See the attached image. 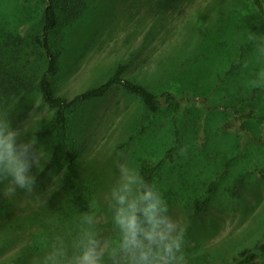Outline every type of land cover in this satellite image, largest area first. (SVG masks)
Returning a JSON list of instances; mask_svg holds the SVG:
<instances>
[{"label":"rangeland","instance_id":"1","mask_svg":"<svg viewBox=\"0 0 264 264\" xmlns=\"http://www.w3.org/2000/svg\"><path fill=\"white\" fill-rule=\"evenodd\" d=\"M85 1L82 15L52 39L59 52V70L51 75L56 94L73 97L103 80L120 60L129 62L126 77L159 94L167 92L161 97L158 114L147 112L139 97L119 85L73 111L71 129L77 136L79 168L97 179L92 186L97 198L86 212L97 218L95 228L101 238L114 244L117 240L108 203L110 189L119 177L115 160L123 154L121 161L136 170L141 158L162 163L157 188L169 214L187 234L186 240L195 239L191 246L198 245L196 257H191L198 264H264L262 256L241 262L242 253L264 245V181L250 172L264 163V146L235 131L229 114L238 100L246 99L245 107H254L259 117L264 116V87H257L250 100L251 81L264 69V58L249 43L244 60L250 67L248 77L243 69L224 75L227 61L239 54L234 37H227L229 27L246 43L251 34L264 35V15L254 10L249 22L240 15L232 22L231 11L237 10L233 3L238 1L246 11L250 4L245 0ZM41 3L0 0V26L14 27L26 42L27 29L40 20ZM23 62L22 58L19 63ZM34 91L16 93L0 113L8 115L13 128H25L23 139L35 136L41 162L32 167L31 174L37 177L52 161L54 144L46 126L52 110ZM177 100L180 106L175 109ZM254 121L256 130V122L264 120ZM170 148H174L173 156L166 155ZM54 163L49 164L51 179L36 181L31 195L20 189L6 197L0 192V264H18L20 256L24 264H32L56 236L68 230L66 222L54 220L50 209L60 199L57 189L62 177ZM244 166L247 172L240 176ZM217 176V188L206 208L194 214L193 197L207 187L204 180ZM240 180L244 185L238 189ZM33 245L38 246L35 253L26 251Z\"/></svg>","mask_w":264,"mask_h":264},{"label":"trees","instance_id":"2","mask_svg":"<svg viewBox=\"0 0 264 264\" xmlns=\"http://www.w3.org/2000/svg\"><path fill=\"white\" fill-rule=\"evenodd\" d=\"M245 1L250 4L246 11L238 6L240 4L238 1L233 3L234 5H232V7L236 6L237 10L236 13L231 11L232 14H230V16L232 22L236 21L234 16L237 15H240V18L245 22H249L252 20L251 15L255 14L253 12L254 10L264 15L262 0ZM85 6V0H42L37 11L40 15V20L34 21L33 24L35 26H31L27 29L29 36H26V42H24V38L22 39V35L19 34L14 27L8 28L2 25L0 26V31L2 32L0 35V108L6 107L16 93L24 91L30 94L31 91L35 90L34 92L40 95L42 102L52 110L51 117L46 126L49 127L53 133L52 139L54 149L51 152L52 161L54 163L55 160H57V163H55L58 164L57 169L58 172L60 170L62 177L60 178L57 189V192L60 194V199L58 201L54 200L50 209L55 215L54 220L58 219L67 223L68 230H66L62 237L67 238L69 242L77 235L81 215L86 212L89 207L94 206V201L97 198L96 194L92 191V186L97 180L95 178L96 176L94 174L85 175L78 165L77 136L74 135L73 129H71L73 111L93 99L105 96L115 85L121 86L122 89L129 94L139 97L145 110L152 114L162 112L161 97L167 94V92L159 94L143 83L126 77L124 73L129 64L127 60L118 61L103 80L75 94L73 97L68 98L56 94L51 75L59 70V52L53 44L52 39L55 34L59 33L62 27L69 25L81 16ZM219 22L224 26L221 17L219 18ZM232 28L233 26L229 27L228 30L231 31L227 33V37H229V34L234 37L232 42L234 46H239V54L237 58L233 59V57H231V59L227 61V68L224 69V75L231 76L243 69V75L248 77L250 67L248 66L246 69L242 67V65L247 51L245 45L248 47V44L252 42L248 38H245L246 43H242L243 37H241V39L235 37L237 30ZM225 40H228V38ZM25 43H27L26 46ZM36 55L37 57L31 59L32 56ZM230 55L231 53H229L228 57ZM22 58L24 62L20 64L19 62ZM196 92L200 93L202 90L197 89ZM252 92L253 95L250 97V100L255 98L257 87H252L251 93ZM169 97H171V93H169L168 98ZM189 101H193V99H189ZM245 101L246 99L238 100L236 104L231 107L232 111L229 113L231 115V122L235 126V131L240 130L243 134L250 136V139L254 142H259L264 146V121L260 124L256 122L257 127L256 130H254V120H264V116L259 117L254 107H245ZM179 106L180 103L177 100L175 109H178ZM174 120L176 126L175 134L179 141L178 136L180 130L176 124V117ZM173 151L174 148L168 149L166 155L173 156ZM60 155H62V158H60ZM239 156H243L242 150L239 152ZM57 158L61 159V162L58 163ZM52 161L49 164H51ZM237 162H240V160ZM49 164H45L41 168L36 177V181L43 180L44 178H47V180H49V178L51 179L48 173ZM161 164V162L156 163L146 158H141L138 165L139 174L146 182L155 183L157 185V175H159ZM263 164L264 163L261 165L256 164L250 172H253L264 181ZM244 169L245 166L241 169L239 173L240 176L246 174L247 168L246 172ZM218 178L219 176L209 181L204 180L207 187H205L201 193L197 192L193 197L194 214H198L203 208H206L212 193L217 188ZM238 180L239 179H237V181ZM238 184V189H240L244 185V181L240 180ZM62 191H64L63 196ZM58 228L59 226L56 230H58ZM184 234L186 233L181 232L186 264H198L197 258L191 257H196L195 248L198 247V245L191 246V244L195 242V239L187 238L186 240ZM46 244L47 243H44L43 245L45 246ZM37 248V245H33L31 248H27L26 251L35 253ZM242 256H244V258L241 262H250L253 258L258 256L264 257V245L260 246L258 249L244 252ZM16 259L18 264H24L25 260H23L21 256Z\"/></svg>","mask_w":264,"mask_h":264},{"label":"clouds","instance_id":"3","mask_svg":"<svg viewBox=\"0 0 264 264\" xmlns=\"http://www.w3.org/2000/svg\"><path fill=\"white\" fill-rule=\"evenodd\" d=\"M248 39L257 56L264 58V35L251 34ZM255 75L252 86L264 87V69ZM26 133L24 127L13 128L8 115L0 113V192L5 197L15 195L17 189L33 193L36 177L31 169L40 165L41 149L36 147L35 136L23 139ZM122 155L115 160L119 177L110 189L108 203L116 243L101 238L95 228L97 218L84 212L77 235L70 242L56 236L32 264H186L180 224L169 214L162 193L155 183L146 182L138 170L122 162Z\"/></svg>","mask_w":264,"mask_h":264}]
</instances>
